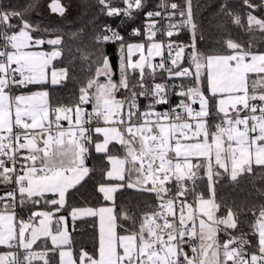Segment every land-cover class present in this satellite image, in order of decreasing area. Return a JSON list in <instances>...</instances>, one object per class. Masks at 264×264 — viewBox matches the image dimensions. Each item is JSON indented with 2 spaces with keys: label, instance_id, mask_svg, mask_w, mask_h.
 <instances>
[{
  "label": "snow or ice",
  "instance_id": "6c2138e0",
  "mask_svg": "<svg viewBox=\"0 0 264 264\" xmlns=\"http://www.w3.org/2000/svg\"><path fill=\"white\" fill-rule=\"evenodd\" d=\"M97 3L122 25L143 16L130 33L141 40L104 24L83 55L95 72L65 104L51 96L74 79L71 62L59 66L63 36L31 20L39 0H0V264H264V189L251 206L219 195L256 167L264 176V48L230 36L202 48L193 0ZM219 7L264 41V0H241L243 14ZM93 151L110 165L97 187L106 204L76 207ZM128 190L149 196L144 208L121 203ZM69 218L72 231L94 218L91 252L74 247Z\"/></svg>",
  "mask_w": 264,
  "mask_h": 264
},
{
  "label": "trees",
  "instance_id": "16d2710c",
  "mask_svg": "<svg viewBox=\"0 0 264 264\" xmlns=\"http://www.w3.org/2000/svg\"><path fill=\"white\" fill-rule=\"evenodd\" d=\"M47 0H39V5ZM68 1L74 8V12L70 15L61 17L58 15H45L39 12V8L32 13L31 20L35 24H40L43 27H47L54 30L52 35H62L64 38V64L59 65L61 67L72 64L71 76L74 79H69L65 82L66 86H54L51 90V96L54 102L70 103L75 102L78 96V89L81 84H85L88 78L94 74L95 65L89 67L91 61L83 59V55L93 53L95 51V45L93 43V36L96 32L100 31L104 24L115 25L119 22L118 17H107L100 11V6L97 0H60ZM3 3H12L13 5L23 4L25 0H2ZM154 6L157 0H149ZM179 3H183V0H178ZM227 3L234 10L243 14L241 9V0H193V12L194 18L197 23L201 25L205 35L208 39L201 43L202 48L212 47L217 37L230 36L232 39L238 40L245 46L251 40L253 44L258 47L264 48V41L260 40L259 33L248 34L241 28L232 24L231 18L220 13V4ZM258 14V13H257ZM143 16L137 19L134 23L129 22L127 24H121L123 30V36L126 41H140V37L130 35L127 29L131 26H141ZM246 17H245V28ZM221 28L223 31H221ZM78 33L76 38L72 37V33ZM167 39L158 35L157 39ZM180 40L187 41L188 35L182 34L179 37ZM47 47V46H46ZM219 47V46H217ZM104 51L110 57V61L113 68L116 69L119 60L118 45L113 43H106L104 45ZM94 59V56H93ZM57 63V62H54ZM118 78V71L116 73ZM101 79H103L101 77ZM88 110H91L90 106H87ZM87 165L89 168L94 169L89 174V177H85V180L78 185V191L73 192L69 203L76 207L90 206L98 207L106 204L103 201L102 196L97 191L99 183L103 182L104 172L109 168L107 160L103 157V154H96L94 151L92 156L88 159ZM206 183V178H205ZM225 186L219 191V195H223L229 202L235 201L237 206H251L260 202L261 198L256 191L257 188L264 189V176L260 175L259 167H256V175L247 176L242 180L239 185L233 186L231 183L222 182ZM147 194H137L133 190H128L122 197L121 203L128 207L144 208L146 202L149 200ZM243 218V217H242ZM251 217H249V220ZM94 218H86L83 221H76L75 231H72V223L69 218L70 232L74 240V247L78 250L80 247L85 248L91 252L95 243L97 235V229L93 228ZM98 224V221L96 222ZM246 228V225L244 226ZM50 245V241H49ZM4 251L0 247V252ZM58 259V257H57Z\"/></svg>",
  "mask_w": 264,
  "mask_h": 264
},
{
  "label": "rangeland",
  "instance_id": "374dc122",
  "mask_svg": "<svg viewBox=\"0 0 264 264\" xmlns=\"http://www.w3.org/2000/svg\"><path fill=\"white\" fill-rule=\"evenodd\" d=\"M60 2L67 8L66 15H70L74 12V8L68 1H60ZM50 3H51V0L43 1L39 6V12L45 15H51V16L58 15V13L51 12V10L48 7Z\"/></svg>",
  "mask_w": 264,
  "mask_h": 264
},
{
  "label": "built area",
  "instance_id": "2783aa9c",
  "mask_svg": "<svg viewBox=\"0 0 264 264\" xmlns=\"http://www.w3.org/2000/svg\"><path fill=\"white\" fill-rule=\"evenodd\" d=\"M113 2H114V3H118V0H113ZM169 2H173V0H169ZM175 2L179 3L178 0H175ZM157 3H159V0H157ZM157 3H156V4H157ZM118 25H119L118 30H119V31L121 32V34L123 35L124 32H123V30H122V28H121L122 26H121L120 18H119V22H118L117 24H115V25H111V26H112L113 28H117ZM135 26H137V25H135ZM132 27H134V25L131 26V27H129V28L127 29V31L131 33V29H132ZM163 39H164V38H163ZM159 59H160V58H158L156 62H158ZM158 82H159V81H158ZM174 102H175V100H174ZM70 103H74V102H70Z\"/></svg>",
  "mask_w": 264,
  "mask_h": 264
},
{
  "label": "crops",
  "instance_id": "0c3cea01",
  "mask_svg": "<svg viewBox=\"0 0 264 264\" xmlns=\"http://www.w3.org/2000/svg\"><path fill=\"white\" fill-rule=\"evenodd\" d=\"M136 42H140V41H136V40H135V41H133V42H131V43H136ZM145 54H146V53H145ZM138 56H139L138 53L135 54L134 57H133V59H138ZM158 58H159V57H155L153 62H156ZM197 107H198V106H197ZM64 124H65V126H67V122H64ZM109 168H110V165H109ZM101 206H105V204H104V205H101ZM83 207H90V206H83ZM98 207H100V206H98ZM69 230H70V223H69Z\"/></svg>",
  "mask_w": 264,
  "mask_h": 264
}]
</instances>
